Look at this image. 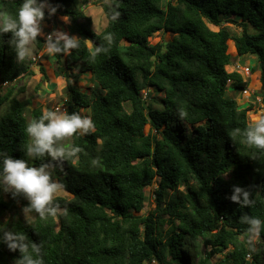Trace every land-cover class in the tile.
I'll return each mask as SVG.
<instances>
[{
	"label": "trees",
	"instance_id": "trees-1",
	"mask_svg": "<svg viewBox=\"0 0 264 264\" xmlns=\"http://www.w3.org/2000/svg\"><path fill=\"white\" fill-rule=\"evenodd\" d=\"M110 1L103 5L108 23L100 32L84 12L86 0L50 1L56 14L68 16L70 35L80 38L69 55H54L67 79L65 110L90 116L94 128L61 142L82 149L74 163L51 166L72 195L54 197L60 212L45 220L3 221L27 201L0 193V224L41 245L43 264H215V253L224 254L216 264H264V226L260 241L250 245L240 219L264 221V152L241 143L236 130L250 124L252 107H241L233 94H242L249 81L228 69L229 41L239 56L257 58L252 70L259 71L264 110V0ZM21 3L0 0V10L14 18ZM225 23L238 24L241 32ZM157 32L173 37L152 44ZM108 34L110 44L103 39ZM9 36L0 42L2 84L31 72L29 59L15 60ZM43 42L40 37L35 44L42 49ZM97 46L107 51L96 53ZM85 73L93 80L89 93L78 86ZM144 91L161 94L152 97L161 106L148 103ZM4 104L0 154L28 159L25 129L44 110L30 108L12 88L0 95V109ZM182 122L194 126L193 135L184 136ZM46 162L29 160L31 166ZM157 178L156 207L146 215V189ZM233 185L249 191L250 207L227 198ZM17 256L0 245V264H14Z\"/></svg>",
	"mask_w": 264,
	"mask_h": 264
},
{
	"label": "clouds",
	"instance_id": "clouds-1",
	"mask_svg": "<svg viewBox=\"0 0 264 264\" xmlns=\"http://www.w3.org/2000/svg\"><path fill=\"white\" fill-rule=\"evenodd\" d=\"M58 6L50 0H22L15 17L0 10V42L4 34H10L6 43L15 52V60L23 62L33 55V45L38 38H43L42 52L48 56L57 54L69 55L71 50L80 46V38L70 35L65 31L53 29L45 35L42 22L46 14L51 18L57 13ZM115 18V17H113ZM68 22V16L62 17ZM104 41L111 43V34L104 36ZM96 53L106 52L103 46L96 47ZM94 128L90 116L79 113L45 110L38 119L28 123L25 132L29 143L25 147V156L28 159L14 158L0 154V193L8 194L12 199L22 197L27 204L21 209L27 221L32 214L41 220L55 217L60 208L54 203V197L63 187L62 184L52 179L50 167L54 162L74 159L82 151L79 146L66 147L61 142L74 134L87 135ZM242 136L241 143L250 148L264 152V113H257L243 131L236 130ZM47 157L48 162L39 166H31L29 160H42ZM96 161L94 160L93 163ZM231 202L240 208L250 207L253 201L246 188L233 185L230 196ZM241 223L246 224L248 242L259 236L264 221L249 215L241 216ZM0 245L6 246L10 252H18L14 264H43L41 245L31 242L27 236L13 229H8L0 224Z\"/></svg>",
	"mask_w": 264,
	"mask_h": 264
},
{
	"label": "rangeland",
	"instance_id": "rangeland-1",
	"mask_svg": "<svg viewBox=\"0 0 264 264\" xmlns=\"http://www.w3.org/2000/svg\"><path fill=\"white\" fill-rule=\"evenodd\" d=\"M51 1V0H50ZM167 1V0H166ZM110 0H86L82 4L84 7V12L89 15L92 19V28L96 32L102 31L107 23L108 17L104 11V3H110ZM62 15L55 14L50 18V20H44L42 22V29L43 33H50L53 29L62 30L69 33L68 22L63 21ZM211 28L214 30H218L219 26H212ZM223 27H227L233 32L240 33L242 27L235 23H225ZM249 32H253L252 28L248 29ZM173 35L170 32H157L150 38L152 44L157 43H167L172 39ZM44 47V46H43ZM43 49V48H42ZM42 49H39L36 44L33 45V55L32 57L28 58L30 66V71L28 73L23 74L19 79L15 82L9 84H2L0 82V95H3L8 88H12L14 95H16L19 99L30 101V108L41 106L45 111L47 108H52L53 110L59 108L61 111H65V100L67 98L66 93V85L67 79L64 76L65 73L60 72L59 64H57L55 60V56H48L47 54L42 52ZM228 52L232 55V64L228 67L229 71L236 69L239 70L245 78L248 79V93L242 94H233L229 91L230 94H233L240 103L241 107H248L251 105L250 111L248 112L249 123L251 120L257 115V113H264L262 109V99L263 95L261 93L262 84L258 82L259 71L253 72L251 71V75H247L244 72L245 66H257V58L254 55L241 57L237 54V50L235 47L234 42L229 41V48ZM33 57H36V60H33ZM44 67L46 69L47 78H44V75L41 71V68ZM70 79V78H69ZM79 88L82 89L83 92L89 93L93 88V80L91 79V74L85 73L81 75L78 81ZM146 101L152 104L153 107L159 108L161 105L154 99L153 96L161 97V94H158L155 91H151L150 93L146 91L143 92ZM6 104L2 106L0 109V113L3 112ZM28 116L29 114V110ZM179 128L183 129L184 136H191L194 134V126L190 124H186L182 122L181 125L178 126ZM149 130V126L146 127V131ZM70 140V137H67L63 140V142H67ZM50 171L52 173V179L58 183V179L53 176V167H50ZM60 184V183H59ZM158 186V178L155 179L151 186L147 187L146 195L147 200L145 207L142 210V213L148 214L156 207L155 201V189ZM56 196H64L67 198H71L72 195L64 188L57 192ZM6 199L10 198V195L5 194ZM24 206L18 202L17 208L14 212L7 211L3 215V221L13 220L16 221L17 219H24V216L21 212V209ZM36 217V214H32L31 217L27 221L32 222ZM260 241L259 236L256 237L252 242L256 245ZM205 250H209L210 247L203 246ZM224 258L223 253H215L212 256V261L216 263H220L221 259ZM155 261H152L151 264H155ZM176 264V263H174Z\"/></svg>",
	"mask_w": 264,
	"mask_h": 264
},
{
	"label": "built area",
	"instance_id": "built-area-1",
	"mask_svg": "<svg viewBox=\"0 0 264 264\" xmlns=\"http://www.w3.org/2000/svg\"><path fill=\"white\" fill-rule=\"evenodd\" d=\"M48 33H46L47 35ZM33 60H36V57H33ZM244 72L247 74V75H251V71H252V66L248 65V66H245L244 68ZM242 93H248V88L243 90Z\"/></svg>",
	"mask_w": 264,
	"mask_h": 264
}]
</instances>
